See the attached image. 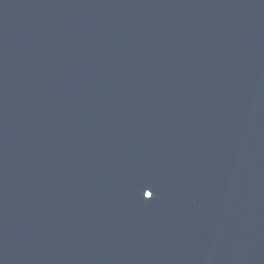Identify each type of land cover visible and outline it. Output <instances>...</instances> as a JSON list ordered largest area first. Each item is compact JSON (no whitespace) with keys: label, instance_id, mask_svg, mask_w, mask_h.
I'll return each mask as SVG.
<instances>
[{"label":"water","instance_id":"obj_1","mask_svg":"<svg viewBox=\"0 0 264 264\" xmlns=\"http://www.w3.org/2000/svg\"><path fill=\"white\" fill-rule=\"evenodd\" d=\"M0 264H264V0H0Z\"/></svg>","mask_w":264,"mask_h":264},{"label":"snow or ice","instance_id":"obj_2","mask_svg":"<svg viewBox=\"0 0 264 264\" xmlns=\"http://www.w3.org/2000/svg\"><path fill=\"white\" fill-rule=\"evenodd\" d=\"M148 195H149V196H151V195H152V193L150 192Z\"/></svg>","mask_w":264,"mask_h":264}]
</instances>
